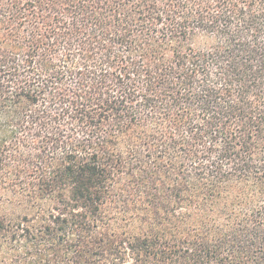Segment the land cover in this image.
<instances>
[{
	"label": "trees",
	"instance_id": "16d2710c",
	"mask_svg": "<svg viewBox=\"0 0 264 264\" xmlns=\"http://www.w3.org/2000/svg\"><path fill=\"white\" fill-rule=\"evenodd\" d=\"M0 264H264V0H0Z\"/></svg>",
	"mask_w": 264,
	"mask_h": 264
}]
</instances>
